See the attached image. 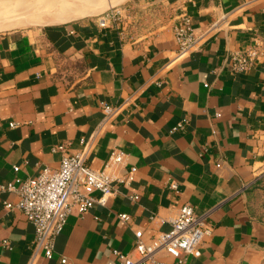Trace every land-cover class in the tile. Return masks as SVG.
Here are the masks:
<instances>
[{
    "label": "crops",
    "instance_id": "obj_1",
    "mask_svg": "<svg viewBox=\"0 0 264 264\" xmlns=\"http://www.w3.org/2000/svg\"><path fill=\"white\" fill-rule=\"evenodd\" d=\"M4 1L17 11L58 4L59 21L0 33V186L59 168L58 148L80 150L104 103L120 111L89 164L100 169L119 149L127 155L122 174L137 168L132 185L106 205L70 215L53 257L36 264H121L115 250L133 256L137 231L149 241L170 229L151 217L169 220L187 203L208 216L213 232L202 255L185 264H263L264 202L254 200L264 197V0H127L121 20L106 29L91 7L76 4L69 16L63 7L73 3L64 0ZM182 12L200 42L179 58L173 26ZM256 44L262 55L252 69L234 73L230 54ZM16 201L0 190V264L32 256L34 225L5 207Z\"/></svg>",
    "mask_w": 264,
    "mask_h": 264
},
{
    "label": "built area",
    "instance_id": "obj_2",
    "mask_svg": "<svg viewBox=\"0 0 264 264\" xmlns=\"http://www.w3.org/2000/svg\"><path fill=\"white\" fill-rule=\"evenodd\" d=\"M121 11V8L112 7L102 12L98 16L99 27L106 29L116 25L121 20ZM173 33L178 44L179 58L191 54L200 42V38L193 33L192 16L188 12L177 16ZM261 55L259 44L232 52L229 56L231 70L237 74L247 73ZM102 110L101 122L82 143L80 150L68 154L63 146L58 148L63 153L59 168L45 166L36 177L23 180L16 178L15 182L0 186L1 191L12 192L17 196L15 203H5L6 209L21 210L34 225L32 256L27 264H36L41 257H53L56 237L70 215L81 216L88 213L95 204L106 205L111 196L120 192L119 187L128 188L134 181L137 168L131 167L127 174H122V168L127 165V155L119 149L112 150L102 168L96 169L89 164L97 138L118 115L120 108L104 103ZM185 124L186 121L180 122L172 132L183 129ZM16 125L10 124L11 127ZM14 170L18 172L19 167H14ZM170 188L178 190L176 183H170ZM130 198L137 201L139 196L132 195ZM119 218L125 222L130 220L127 214H121ZM156 219L168 223L169 231H157L149 241L144 240L143 231H137L133 256L114 251L121 264H185L188 257L198 258L202 255L203 241L213 232L208 216L196 214L194 206L189 203L184 204L174 218L165 220L153 216L151 222ZM3 245L8 247L9 244L5 240ZM162 256L172 257L174 262L168 263L161 259ZM61 263L66 264V258Z\"/></svg>",
    "mask_w": 264,
    "mask_h": 264
},
{
    "label": "rangeland",
    "instance_id": "obj_3",
    "mask_svg": "<svg viewBox=\"0 0 264 264\" xmlns=\"http://www.w3.org/2000/svg\"><path fill=\"white\" fill-rule=\"evenodd\" d=\"M32 1V0H25ZM48 1V0H47ZM67 2H72L73 4H79L78 8L88 9L93 8L95 11L90 15L100 14L112 7L123 8L125 2L118 0H64ZM108 1H112L110 4ZM94 2V3H93ZM12 3V2H11ZM76 4L74 6H76ZM84 4V5H83ZM57 5L49 8L34 9V10H20L15 13L5 14L0 16V33L6 32L11 29L29 26L32 21L41 20L42 22H56V16L59 14L57 12ZM264 202V197H259L254 200V203L260 204ZM262 207V206H261ZM264 264V262H263Z\"/></svg>",
    "mask_w": 264,
    "mask_h": 264
},
{
    "label": "bare ground",
    "instance_id": "obj_4",
    "mask_svg": "<svg viewBox=\"0 0 264 264\" xmlns=\"http://www.w3.org/2000/svg\"><path fill=\"white\" fill-rule=\"evenodd\" d=\"M31 2H34V1H31ZM46 2V1H45ZM29 3V2H28ZM27 3V4H28ZM94 3V2H93ZM25 4V3H24ZM26 4V5H27ZM61 4V3H60ZM76 4V3H75ZM74 4V5H75ZM74 5L73 4H71V3H65L64 4V9L66 10V9H68V10H70V11H72L71 13H70V15L69 16H74V15H76V14H78L77 12H79V11H77V10H75V8H74ZM84 5V4H83ZM23 6H25V5H23ZM18 7H19V5L17 4V5H15V4H11V3H7V2H5L4 0H2V2H0V15L2 16V14H11V13H15V12H17V10H18ZM24 9V8H23ZM63 9V10H64ZM22 10V9H21ZM59 10V9H58ZM84 11V10H83ZM63 12V11H62ZM82 12V11H81ZM85 13V12H84ZM58 18V17H57Z\"/></svg>",
    "mask_w": 264,
    "mask_h": 264
}]
</instances>
